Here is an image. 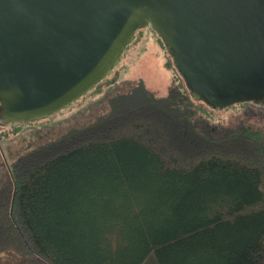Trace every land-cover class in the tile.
<instances>
[{
	"label": "trees",
	"instance_id": "trees-1",
	"mask_svg": "<svg viewBox=\"0 0 264 264\" xmlns=\"http://www.w3.org/2000/svg\"><path fill=\"white\" fill-rule=\"evenodd\" d=\"M173 68L165 95L135 86L0 162V259L264 264V127L212 120Z\"/></svg>",
	"mask_w": 264,
	"mask_h": 264
},
{
	"label": "water",
	"instance_id": "water-1",
	"mask_svg": "<svg viewBox=\"0 0 264 264\" xmlns=\"http://www.w3.org/2000/svg\"><path fill=\"white\" fill-rule=\"evenodd\" d=\"M143 26L194 99L216 110L264 102V0H0L2 123L47 117L92 91Z\"/></svg>",
	"mask_w": 264,
	"mask_h": 264
},
{
	"label": "rangeland",
	"instance_id": "rangeland-1",
	"mask_svg": "<svg viewBox=\"0 0 264 264\" xmlns=\"http://www.w3.org/2000/svg\"><path fill=\"white\" fill-rule=\"evenodd\" d=\"M174 66L159 35L149 26L137 29L135 40L125 49L120 65L96 89L47 117L1 127L0 162L10 164L26 150L87 124L106 112L112 96L127 93L135 86L142 85L154 94L165 95L178 80ZM211 118L226 125L245 121L264 127V102L227 106L214 112ZM7 261L2 258L0 264Z\"/></svg>",
	"mask_w": 264,
	"mask_h": 264
},
{
	"label": "flooded vegetation",
	"instance_id": "flooded-vegetation-1",
	"mask_svg": "<svg viewBox=\"0 0 264 264\" xmlns=\"http://www.w3.org/2000/svg\"><path fill=\"white\" fill-rule=\"evenodd\" d=\"M7 124H11V123H2V121L0 120V128Z\"/></svg>",
	"mask_w": 264,
	"mask_h": 264
}]
</instances>
